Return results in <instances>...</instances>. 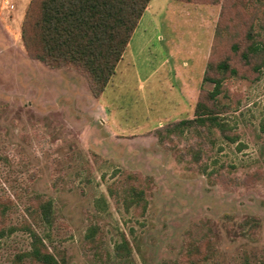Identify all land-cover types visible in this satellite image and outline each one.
I'll use <instances>...</instances> for the list:
<instances>
[{
	"label": "rangeland",
	"instance_id": "374dc122",
	"mask_svg": "<svg viewBox=\"0 0 264 264\" xmlns=\"http://www.w3.org/2000/svg\"><path fill=\"white\" fill-rule=\"evenodd\" d=\"M236 2L151 0L95 97L74 68L29 56L31 0H0V229L18 228L0 239V264H44L18 261L26 222L58 264H193V246L219 264L264 260V70L224 82L218 108L235 142L215 126L159 139L214 88L209 62L243 36ZM47 200L51 224L38 212Z\"/></svg>",
	"mask_w": 264,
	"mask_h": 264
},
{
	"label": "trees",
	"instance_id": "16d2710c",
	"mask_svg": "<svg viewBox=\"0 0 264 264\" xmlns=\"http://www.w3.org/2000/svg\"><path fill=\"white\" fill-rule=\"evenodd\" d=\"M151 0H31L22 26V39L29 56L53 69L72 67L87 80L95 97L104 93L116 68L123 58L132 35ZM237 9L244 21L243 36L234 42L229 54L220 60H211L204 80L214 84L212 90H202L195 108V116L183 119L174 126L159 129V139L185 128L219 127L230 142L236 138L228 133L227 124L221 120L219 95L224 91L227 77L243 74L249 78L264 70V0H237ZM257 26L261 30H257ZM236 58V61L234 58ZM223 121V122H222ZM201 136L202 133L200 132ZM201 154L196 160L200 161ZM132 203H141L143 191L133 189ZM3 209V213L6 211ZM37 211V210H34ZM39 214L45 223H52L53 203L41 201ZM35 215V214H34ZM31 247L18 255V261L26 257L44 264H58L48 250L45 238L26 222ZM18 230L16 227L0 229V239ZM201 255V256H200ZM203 255V256H202ZM193 264H219L217 254L207 247L206 254L200 248L189 253ZM245 264H252L250 261ZM259 264H264V260Z\"/></svg>",
	"mask_w": 264,
	"mask_h": 264
}]
</instances>
